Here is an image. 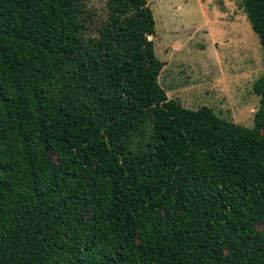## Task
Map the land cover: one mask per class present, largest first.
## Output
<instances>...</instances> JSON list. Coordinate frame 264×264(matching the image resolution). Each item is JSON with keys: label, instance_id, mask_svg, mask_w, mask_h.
I'll return each mask as SVG.
<instances>
[{"label": "trees", "instance_id": "16d2710c", "mask_svg": "<svg viewBox=\"0 0 264 264\" xmlns=\"http://www.w3.org/2000/svg\"><path fill=\"white\" fill-rule=\"evenodd\" d=\"M239 8L251 127L166 97L145 0H0V264H264V0Z\"/></svg>", "mask_w": 264, "mask_h": 264}, {"label": "rangeland", "instance_id": "374dc122", "mask_svg": "<svg viewBox=\"0 0 264 264\" xmlns=\"http://www.w3.org/2000/svg\"><path fill=\"white\" fill-rule=\"evenodd\" d=\"M240 1L145 0L154 28L146 39L162 63L157 82L168 99L189 110L206 106L220 119L251 127L257 108L251 84L262 72V56ZM83 3L94 21L104 17L105 0ZM130 18L126 11L116 24Z\"/></svg>", "mask_w": 264, "mask_h": 264}]
</instances>
